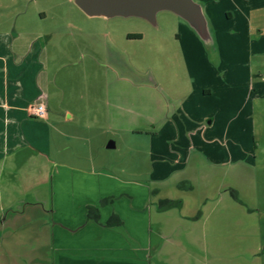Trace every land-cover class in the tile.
<instances>
[{"label":"crops","instance_id":"obj_1","mask_svg":"<svg viewBox=\"0 0 264 264\" xmlns=\"http://www.w3.org/2000/svg\"><path fill=\"white\" fill-rule=\"evenodd\" d=\"M5 1L0 0V224L50 214L52 264H264L256 202L242 196L243 187L250 189L244 183L248 165L207 161V152L196 145L207 142L205 126L212 119L203 123L190 105L177 106L176 119L159 123L166 104L179 98L189 103L193 93L164 91V76L158 75L161 91L152 99L155 107L148 102L146 109L153 111L151 129L120 130L123 153H106L109 141L118 147L119 128L59 114L64 109L51 103L43 34L16 23L23 11L11 18ZM36 104L44 105V117L31 114ZM163 199L178 205L158 208ZM89 206L97 221L87 217Z\"/></svg>","mask_w":264,"mask_h":264},{"label":"rangeland","instance_id":"obj_2","mask_svg":"<svg viewBox=\"0 0 264 264\" xmlns=\"http://www.w3.org/2000/svg\"><path fill=\"white\" fill-rule=\"evenodd\" d=\"M192 1L201 13L198 22L168 9L157 10L150 19L87 15L75 0H6L4 11L12 15L22 9L16 23L42 32L51 103L64 109L59 114L78 123L119 128L118 147L104 149L106 153H123L120 138L125 133L120 130L151 127L148 102L155 107L152 99L160 88L193 93L189 103L179 98L166 104L168 113L156 122L176 119L180 105H190L203 123L212 119L205 126L207 142L196 148L207 152L213 166L239 160L248 165L251 174L244 183L250 189L243 187L242 196L254 198L264 238V0ZM39 11L46 16L39 19ZM160 74L165 84L159 88ZM157 161L153 154V167ZM19 220L0 224V264H52L56 250L50 214Z\"/></svg>","mask_w":264,"mask_h":264},{"label":"water","instance_id":"obj_3","mask_svg":"<svg viewBox=\"0 0 264 264\" xmlns=\"http://www.w3.org/2000/svg\"><path fill=\"white\" fill-rule=\"evenodd\" d=\"M75 4L87 15H135L150 19L157 10L168 9L190 21L201 19L200 10L192 0H75ZM113 146L112 141L106 145Z\"/></svg>","mask_w":264,"mask_h":264},{"label":"trees","instance_id":"obj_4","mask_svg":"<svg viewBox=\"0 0 264 264\" xmlns=\"http://www.w3.org/2000/svg\"><path fill=\"white\" fill-rule=\"evenodd\" d=\"M128 36H130V37H140V34H129ZM232 195H233V197L236 198V195H234L233 193H232ZM176 204L178 205V201H173V200H169V199H163V200H161V201H159L157 203V206H158V208H161V206H165L166 208H169V207L176 206ZM87 217L88 218H92L95 221H97L98 218H99L96 209L93 208V207H90V206L87 207Z\"/></svg>","mask_w":264,"mask_h":264},{"label":"built area","instance_id":"obj_5","mask_svg":"<svg viewBox=\"0 0 264 264\" xmlns=\"http://www.w3.org/2000/svg\"><path fill=\"white\" fill-rule=\"evenodd\" d=\"M30 112L32 115H35L37 117H44L46 113L45 107L43 104L32 105L30 107Z\"/></svg>","mask_w":264,"mask_h":264},{"label":"flooded vegetation","instance_id":"obj_6","mask_svg":"<svg viewBox=\"0 0 264 264\" xmlns=\"http://www.w3.org/2000/svg\"><path fill=\"white\" fill-rule=\"evenodd\" d=\"M138 38V37H137Z\"/></svg>","mask_w":264,"mask_h":264}]
</instances>
